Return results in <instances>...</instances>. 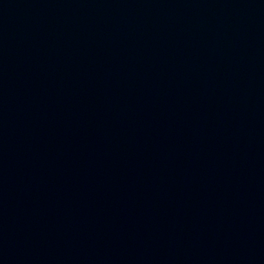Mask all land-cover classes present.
Returning <instances> with one entry per match:
<instances>
[{
    "label": "water",
    "instance_id": "95a60500",
    "mask_svg": "<svg viewBox=\"0 0 264 264\" xmlns=\"http://www.w3.org/2000/svg\"><path fill=\"white\" fill-rule=\"evenodd\" d=\"M0 264H264V0H0Z\"/></svg>",
    "mask_w": 264,
    "mask_h": 264
}]
</instances>
